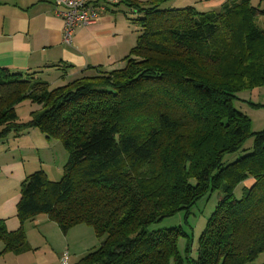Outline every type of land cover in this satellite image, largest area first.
<instances>
[{
    "label": "trees",
    "instance_id": "16d2710c",
    "mask_svg": "<svg viewBox=\"0 0 264 264\" xmlns=\"http://www.w3.org/2000/svg\"><path fill=\"white\" fill-rule=\"evenodd\" d=\"M168 1L128 2L138 34L119 68L60 85L0 68V139L37 128L69 151L59 181L41 170L24 178L16 207L22 221L44 213L64 232L92 227L99 245L72 264H183L186 234L150 226L213 189L222 196L187 264H246L264 251V131L245 152L248 120L232 105L246 82L264 85V27L255 24L264 9L226 0L199 12ZM24 100L38 107L19 121ZM187 125L189 137L169 139ZM0 241L27 245L22 227L1 222Z\"/></svg>",
    "mask_w": 264,
    "mask_h": 264
},
{
    "label": "crops",
    "instance_id": "0c3cea01",
    "mask_svg": "<svg viewBox=\"0 0 264 264\" xmlns=\"http://www.w3.org/2000/svg\"><path fill=\"white\" fill-rule=\"evenodd\" d=\"M129 1L147 0L116 3L98 0L104 9L96 23L76 28L73 45L67 46L62 42V20L54 11V0H0V68L23 74L36 72L37 77H48L51 85L95 70L119 68L138 34V27L132 23L136 13L129 7ZM225 1L169 0L165 6H192L199 12H207L217 11ZM251 3L264 9V0ZM33 105L24 100L15 109L26 106L33 111L38 107ZM35 130L38 129L30 128L0 139V222L8 232L22 227L27 242L19 250H5L0 241V264H62L64 253L67 264H72L97 246L92 227L80 224L64 232L47 214L40 213L24 221L18 215L21 182L39 169L37 164L29 168L27 158L31 155L21 151L33 149L30 136ZM71 230L74 235H88V240L84 236L79 241L80 248L67 243Z\"/></svg>",
    "mask_w": 264,
    "mask_h": 264
},
{
    "label": "rangeland",
    "instance_id": "374dc122",
    "mask_svg": "<svg viewBox=\"0 0 264 264\" xmlns=\"http://www.w3.org/2000/svg\"><path fill=\"white\" fill-rule=\"evenodd\" d=\"M255 24L259 27H264V16L256 17ZM40 78L49 81V78L46 76H41ZM245 84L246 85H242V87L237 88L233 92L234 98L232 99V105L236 110L247 117V131L242 144L245 152H248L253 145L254 134L264 131V85L253 84L251 82L250 84L247 82ZM34 106L36 105H33V107ZM31 111V107L25 106L18 108L16 113L19 121H27L30 118ZM188 131L189 125L183 129L177 130L174 134H169V139H176L180 136L187 138L189 137ZM30 138H32L33 149L28 150L26 148L21 150L23 154L28 153V155H31L27 158L29 159L28 167L31 168L37 164L39 167L38 170L43 171L47 179L59 181L63 176V167L69 157L68 149L59 140L47 138L39 130H35L34 135H31ZM188 141L191 142L193 140L190 139ZM241 154H243V152L239 151L227 156L226 159L228 161L233 160ZM242 189V183L235 187L233 196L236 199L242 197ZM221 196L222 193L218 189L208 191L195 201L188 211H179L172 216L166 217L161 222L151 225L150 229L155 231L171 227L180 228L181 231L186 234V236H179L177 240V248L180 256H182L183 264H187L188 261H195L199 253V238L205 230L207 222L214 212ZM84 236L87 237L88 240V235H74L73 230H71L66 240L67 243H70L72 246L80 248L79 241H81ZM94 239L95 245L97 244L98 246L100 241L95 235ZM80 258L78 257L76 261ZM246 264H264V251Z\"/></svg>",
    "mask_w": 264,
    "mask_h": 264
},
{
    "label": "built area",
    "instance_id": "2783aa9c",
    "mask_svg": "<svg viewBox=\"0 0 264 264\" xmlns=\"http://www.w3.org/2000/svg\"><path fill=\"white\" fill-rule=\"evenodd\" d=\"M118 0H106L116 3ZM55 13L62 20V42L67 46L73 45L76 28L89 26L98 20L104 7L98 0H54ZM62 264H67V253L61 258Z\"/></svg>",
    "mask_w": 264,
    "mask_h": 264
}]
</instances>
